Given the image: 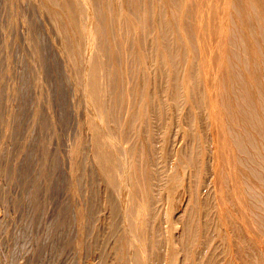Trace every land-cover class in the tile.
Wrapping results in <instances>:
<instances>
[{
    "label": "bare ground",
    "instance_id": "bare-ground-1",
    "mask_svg": "<svg viewBox=\"0 0 264 264\" xmlns=\"http://www.w3.org/2000/svg\"><path fill=\"white\" fill-rule=\"evenodd\" d=\"M33 1L81 90L82 161L100 176L106 225L94 251L76 240L78 264H264V0ZM29 242L17 263L47 248Z\"/></svg>",
    "mask_w": 264,
    "mask_h": 264
},
{
    "label": "rangeland",
    "instance_id": "rangeland-1",
    "mask_svg": "<svg viewBox=\"0 0 264 264\" xmlns=\"http://www.w3.org/2000/svg\"><path fill=\"white\" fill-rule=\"evenodd\" d=\"M10 1L13 2L11 3ZM22 1L23 0H0V14H2L0 15V264H19L17 262L19 261L20 254L25 253V251L21 250V247L24 246L25 248L29 245L27 244L29 241V243H33L36 240L43 243L45 246L44 249L46 247L48 249L46 248L43 252L45 255H43V253L40 254V256L43 255L41 257L39 256L40 258L35 257L31 259L32 263L29 262V260V264L35 263L37 258H39V261H36L35 264H41V262L42 264H75L76 260L78 264L79 256L77 255L79 254L77 253L80 251L79 249L76 251V245L79 240L81 239L86 242L83 245L86 247L83 249L88 250L90 246L87 245L90 243L91 249L89 250L91 252L94 251L95 246L98 245L96 242H99V238H102L100 237L102 235L100 230L101 225L105 224L103 215L101 216L99 214L100 211L95 209L98 207L95 206L100 202V193L96 192V190L98 188L97 191H100L101 183L94 177L95 174L98 175V173H96L97 171L94 172V170H96L94 169V162H91V159L82 161L84 160L85 148L87 146L81 141L83 140V138H81L83 136L80 130L83 124L82 116L84 115L82 114L85 113V107L83 108L84 101L80 93L81 90L79 89V85L75 84L76 82L73 81L74 79L70 77L69 73L64 75L69 69V67L66 68L68 63H66L65 58L61 55L62 53L59 55L60 48L58 44L55 46L57 43L56 36L52 39L54 33L51 31L50 27H48L49 23L46 22L47 19L42 15L40 16L36 7H33V0ZM15 2H17L18 5ZM26 4L28 5L26 6ZM3 6L6 9H4ZM17 6L18 8H16ZM13 9L14 11H12ZM25 20L31 23L24 24L27 23ZM44 20L45 22L41 23V21ZM29 24H31V26ZM27 25H29V29ZM49 29L51 34L53 33L52 36L49 34L46 36L47 32L49 33ZM43 35L46 38H44ZM29 36H32L33 40L29 38ZM28 39L33 42V44L29 42ZM50 41H54V45ZM42 42H45V46L42 45ZM39 47L42 49L40 50ZM34 49H38V55L37 51ZM40 59L42 61H38ZM33 64L35 65L33 66ZM35 66L37 68H35ZM44 66L47 68L45 69ZM35 70H38L36 71L37 74ZM26 73H28V75ZM67 76L69 77L67 78ZM36 79L45 80L46 82L40 80L39 84ZM49 79L52 82L48 81ZM26 80L27 83L25 82ZM222 87H220L221 90L224 88ZM218 89L219 88L216 86V89L213 90L214 93L217 92L216 90ZM221 90H218L220 91L219 93L223 92V90ZM77 91L80 92L78 93ZM216 94L217 93H215V95ZM217 102L216 104L221 105L222 101L218 99ZM219 106L217 105L218 108ZM219 109L221 111L222 107ZM36 111L37 114L39 111V115L42 114L40 115L42 117L41 120L39 116L36 115ZM21 115L23 116L21 117ZM79 152H81L80 155ZM47 159H49V161ZM87 160L90 162V167ZM79 165L82 166L83 170ZM89 174H91V176ZM79 175L82 177L80 178ZM97 175L95 176L97 177ZM98 178L100 180L99 175ZM78 190L81 191L78 192ZM73 193L75 196H73ZM84 199L85 201L87 200V203H85ZM90 200L92 201L91 203ZM88 202L90 204L93 203V205H90ZM94 209V213L96 214L92 212ZM96 211L99 212L97 213ZM82 212H90L92 216L89 221L87 220L84 222L86 224V232L87 228H89L88 233L84 231L81 237V226L79 227V225L83 224L80 222L82 221L80 220L82 218ZM246 213H248L247 210ZM95 216L102 218L96 217L97 219H95ZM91 229L95 232L94 234L91 232ZM262 236L263 235H261V237ZM93 244H95V246ZM19 249L22 253L19 252ZM18 253L20 254L18 255ZM54 253H58V255L61 254L55 259ZM230 256L231 255H229L228 258H230ZM235 259L236 261L239 260L236 257Z\"/></svg>",
    "mask_w": 264,
    "mask_h": 264
}]
</instances>
